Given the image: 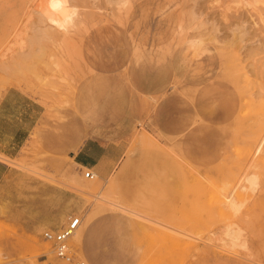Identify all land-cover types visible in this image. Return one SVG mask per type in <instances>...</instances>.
<instances>
[{"label": "rangeland", "instance_id": "obj_1", "mask_svg": "<svg viewBox=\"0 0 264 264\" xmlns=\"http://www.w3.org/2000/svg\"><path fill=\"white\" fill-rule=\"evenodd\" d=\"M57 2L0 0V96L38 100L52 137L0 157L23 174L0 264H67L41 235L71 217L84 264H264V0ZM97 118L121 160L88 180L71 155ZM40 181L66 193L44 209Z\"/></svg>", "mask_w": 264, "mask_h": 264}, {"label": "crops", "instance_id": "obj_2", "mask_svg": "<svg viewBox=\"0 0 264 264\" xmlns=\"http://www.w3.org/2000/svg\"><path fill=\"white\" fill-rule=\"evenodd\" d=\"M44 117V106L35 98L16 88L7 89L0 96V157L14 159L20 151L32 142V137L40 139L43 148L51 149L52 137L42 133L41 121ZM99 128L97 121L92 123V136L85 139L82 146L72 153L71 157L79 166L87 170H94L107 176L111 174L121 160V156L110 153L108 150L103 152L107 146L101 144L96 136ZM61 173V171H60ZM22 172L15 167L7 164L0 159V198L5 199L8 194L14 191L16 181L22 178ZM51 175L45 173V177ZM55 176H58L57 174ZM61 176V174H60ZM66 193V190L46 182H39L38 191L42 207L47 208L46 203L52 199V190Z\"/></svg>", "mask_w": 264, "mask_h": 264}, {"label": "built area", "instance_id": "obj_3", "mask_svg": "<svg viewBox=\"0 0 264 264\" xmlns=\"http://www.w3.org/2000/svg\"><path fill=\"white\" fill-rule=\"evenodd\" d=\"M94 176L95 175L89 170L84 173V177L88 180H93ZM80 224V217H71L60 229H47L42 233V239L50 245L51 251L56 259H59L67 264H84L75 255L70 244V239L77 232Z\"/></svg>", "mask_w": 264, "mask_h": 264}, {"label": "bare ground", "instance_id": "obj_4", "mask_svg": "<svg viewBox=\"0 0 264 264\" xmlns=\"http://www.w3.org/2000/svg\"><path fill=\"white\" fill-rule=\"evenodd\" d=\"M224 4V3H223ZM224 6V5H223ZM222 6V7H223ZM84 8V7H83ZM88 9V8H87ZM83 10V9H82ZM225 10V9H224ZM84 11V10H83ZM92 11V10H91ZM221 12V11H220ZM84 13V12H83ZM222 14V13H221ZM88 15V14H87ZM224 15V14H223ZM91 16V15H90ZM89 16V17H90ZM98 18V17H97ZM72 19V18H71ZM75 20V19H74ZM185 35V34H184ZM177 97V96H176ZM87 227V226H86ZM73 241H75L78 245H80L81 243H83L84 238L83 236L79 233V231H77L74 236L71 238Z\"/></svg>", "mask_w": 264, "mask_h": 264}, {"label": "snow or ice", "instance_id": "obj_5", "mask_svg": "<svg viewBox=\"0 0 264 264\" xmlns=\"http://www.w3.org/2000/svg\"><path fill=\"white\" fill-rule=\"evenodd\" d=\"M63 5L58 3L57 0H52V4H51V7L53 8H59V7H62Z\"/></svg>", "mask_w": 264, "mask_h": 264}]
</instances>
